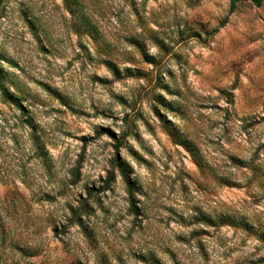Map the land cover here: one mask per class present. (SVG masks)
Returning <instances> with one entry per match:
<instances>
[{"label": "rangeland", "instance_id": "374dc122", "mask_svg": "<svg viewBox=\"0 0 264 264\" xmlns=\"http://www.w3.org/2000/svg\"><path fill=\"white\" fill-rule=\"evenodd\" d=\"M0 264H264V0H0Z\"/></svg>", "mask_w": 264, "mask_h": 264}, {"label": "trees", "instance_id": "16d2710c", "mask_svg": "<svg viewBox=\"0 0 264 264\" xmlns=\"http://www.w3.org/2000/svg\"><path fill=\"white\" fill-rule=\"evenodd\" d=\"M229 1H230V10H232L236 3H239L245 0H229ZM250 1H252L256 6H260L261 4V0H250ZM0 97L9 98L8 100L13 101V95L7 91V88H5L4 83L2 82L1 79H0Z\"/></svg>", "mask_w": 264, "mask_h": 264}]
</instances>
